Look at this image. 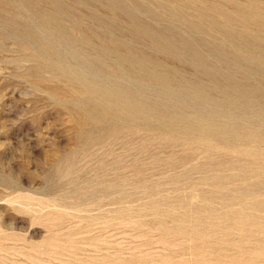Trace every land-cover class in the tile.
<instances>
[{
    "label": "rangeland",
    "instance_id": "obj_1",
    "mask_svg": "<svg viewBox=\"0 0 264 264\" xmlns=\"http://www.w3.org/2000/svg\"><path fill=\"white\" fill-rule=\"evenodd\" d=\"M262 53L264 0H0V264H264Z\"/></svg>",
    "mask_w": 264,
    "mask_h": 264
},
{
    "label": "bare ground",
    "instance_id": "obj_2",
    "mask_svg": "<svg viewBox=\"0 0 264 264\" xmlns=\"http://www.w3.org/2000/svg\"><path fill=\"white\" fill-rule=\"evenodd\" d=\"M172 51V50H171ZM177 52V51H176ZM262 54H264V53H262ZM252 55V54H251ZM166 56H167V58L168 59H170V60H175L174 59V57H173V54H172V52H168V54H166ZM165 56V57H166ZM246 56V58H249V56H248V54H246L245 55ZM264 57V56H263ZM167 58H165V59H167ZM245 59V58H244ZM250 59V58H249ZM247 60V59H246ZM176 61V60H175ZM156 61H154V60H151V63L154 65V66H152L151 64L149 65V67H148V72H153L154 70H155V68H156V63H155ZM177 62V61H176ZM246 63V62H245ZM158 65V64H157ZM253 70H254V72L255 73H257V74H264V71H263V69H262V67L261 66H259V65H256L254 68H253ZM205 71V70H204ZM251 71H252V69H251ZM207 72H209V71H207ZM246 72H248V73H250L249 71H247V68H246ZM253 72V71H252ZM145 75V74H144ZM211 75V74H210ZM246 75H247V73H246ZM212 76V79H213V83L215 84L216 82H219L218 81V78H216L217 76H215V75H211ZM227 77H229V76H226V78ZM262 78H264V75H263V77ZM229 80H230V77H229ZM221 83V82H220ZM231 85H234L233 87H236V88H238L237 86H240L241 87V85H239V84H236V83H230ZM242 88V87H241ZM245 90V95H248V97H250V95H252L251 97H255L256 95H258L259 94V90L258 89H254V88H249V89H244ZM130 93V92H129ZM130 96H131V102H132V100H134L135 102H138V103H140V104H142V106H143V110L142 111H140V112H142V113H145V111H147V112H150V115H159V112L156 110V109H154V108H152V107H149L148 105H145L143 102H141V101H139L136 97H134V95H132V93H130ZM216 105H218V104H216ZM74 112H76L77 113V115H78V117H79V120H82L83 118H84V114H83V112H81L80 110H74ZM105 118H109L108 116H104ZM116 117V116H115ZM229 123V122H228ZM227 123V124H228ZM216 125V127H219V126H221L222 124L220 123V124H215ZM230 127H231V125H229ZM227 129H228V127H226ZM231 130H233V129H231ZM234 131V130H233ZM249 135L250 136H253V137H256V138H260V137H262V136H260L261 134H256L255 132H250L249 133ZM251 140V139H250Z\"/></svg>",
    "mask_w": 264,
    "mask_h": 264
}]
</instances>
